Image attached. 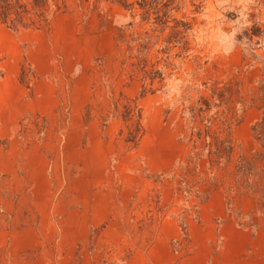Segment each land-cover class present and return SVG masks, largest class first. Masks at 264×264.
Listing matches in <instances>:
<instances>
[{
	"label": "rangeland",
	"instance_id": "rangeland-1",
	"mask_svg": "<svg viewBox=\"0 0 264 264\" xmlns=\"http://www.w3.org/2000/svg\"><path fill=\"white\" fill-rule=\"evenodd\" d=\"M66 3L41 29L0 24V264H217L222 247L250 260L264 195L235 173L258 149L264 0H179L187 51L173 48L168 64L170 29L161 35L147 59L166 87L146 94L127 43L149 29L142 10L133 19L112 0ZM224 85L244 103L235 152L219 167L191 162L184 109ZM125 105L141 114L136 145L125 142ZM35 218L39 233L28 231Z\"/></svg>",
	"mask_w": 264,
	"mask_h": 264
},
{
	"label": "trees",
	"instance_id": "trees-1",
	"mask_svg": "<svg viewBox=\"0 0 264 264\" xmlns=\"http://www.w3.org/2000/svg\"><path fill=\"white\" fill-rule=\"evenodd\" d=\"M112 2L130 12L133 19L140 15L136 11L142 10L141 22L146 23L149 29L144 33L134 32L130 36L127 42L129 58L137 60L132 66L136 73L142 75L143 93L163 91L166 87V74L163 68L156 69L155 64H150L147 57L167 29H170V35L164 40L165 46L161 49L166 55L167 63L169 64L168 59L171 58L173 48H178L179 54L186 53V36L190 26L172 15L179 9V0H112ZM66 4V0H0V24L15 31L41 29L47 27L56 15L65 12ZM124 30L127 28L120 29V43L127 41ZM229 87L224 85L222 89H218L213 86L210 89V96L199 95L196 102L188 103L184 109L187 141L191 145L188 160L191 162L207 158L210 165L219 167L235 152V144L231 137L232 128L236 108L237 106L243 108L244 103L242 98L234 100ZM251 101L253 106H257L262 112L261 119L254 126L258 149L252 157H240L235 178L237 184L246 189L245 191L248 190L247 192L255 195L260 192L264 195V79L259 81L257 92ZM121 118L127 130L125 142L136 145L143 132L140 112L135 114V108L125 105Z\"/></svg>",
	"mask_w": 264,
	"mask_h": 264
},
{
	"label": "crops",
	"instance_id": "crops-1",
	"mask_svg": "<svg viewBox=\"0 0 264 264\" xmlns=\"http://www.w3.org/2000/svg\"><path fill=\"white\" fill-rule=\"evenodd\" d=\"M20 219H22V216H20L19 214L13 215V221L14 222H17L19 224ZM13 221L11 220L10 228L12 227V225H14ZM29 226H30V228H28V231L34 232V233H39L41 231V226H43V225L40 221L37 220V218H35L34 221L29 222ZM52 227H53V225H52ZM5 229L8 230L7 227ZM36 240H38V236H37ZM36 242L40 243V241H36ZM229 244L237 245L235 242H229ZM6 245H7V243H6ZM25 246H29V244L25 245ZM228 249H229V251H228ZM231 249H235V250L231 251ZM253 252L255 253L254 256L251 257L250 260H248L247 262H245L243 264H264V241L257 243L255 245V247L253 248ZM237 255H238L237 247H234V248L222 247L218 253L219 257H217V264H242V263H239L238 260L236 259Z\"/></svg>",
	"mask_w": 264,
	"mask_h": 264
}]
</instances>
